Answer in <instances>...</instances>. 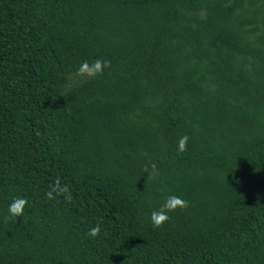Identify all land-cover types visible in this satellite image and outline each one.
<instances>
[{
  "label": "trees",
  "instance_id": "obj_1",
  "mask_svg": "<svg viewBox=\"0 0 264 264\" xmlns=\"http://www.w3.org/2000/svg\"><path fill=\"white\" fill-rule=\"evenodd\" d=\"M0 264H264V0H0Z\"/></svg>",
  "mask_w": 264,
  "mask_h": 264
},
{
  "label": "clouds",
  "instance_id": "obj_2",
  "mask_svg": "<svg viewBox=\"0 0 264 264\" xmlns=\"http://www.w3.org/2000/svg\"><path fill=\"white\" fill-rule=\"evenodd\" d=\"M111 66V62L106 59H96L91 65L88 61L82 62L79 69L77 70V76H87L94 77L100 74H103L105 68H109ZM189 137L187 135H183L180 137L178 141V151L184 152L187 150V142ZM153 172H155L156 165H151ZM145 172L148 171L147 168L144 169ZM55 194V195H54ZM47 199L53 200L56 196L63 195L69 201L71 200V193L69 192V188L67 185L61 186L59 177L53 182L50 186L48 192L45 193ZM29 205V200L26 197H13L11 203L8 205V216L5 217V220L13 217H21L24 214L25 208ZM189 207V201L177 196V195H169L166 197L164 203L158 208L154 209L150 213V221L154 228H161L165 223H167L171 216L170 212H175L177 209H186ZM101 233V225L97 224L91 228H89L87 232V236L91 238H96Z\"/></svg>",
  "mask_w": 264,
  "mask_h": 264
}]
</instances>
